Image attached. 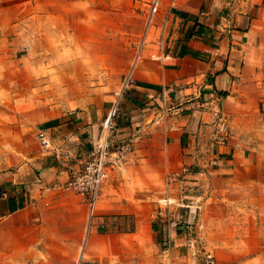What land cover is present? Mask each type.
<instances>
[{"label": "rangeland", "instance_id": "rangeland-1", "mask_svg": "<svg viewBox=\"0 0 264 264\" xmlns=\"http://www.w3.org/2000/svg\"><path fill=\"white\" fill-rule=\"evenodd\" d=\"M155 1L11 0L15 5L0 24V173L42 154L40 125L51 126V141L59 148L63 144L56 140L74 126L72 113L104 119L133 63L156 51L161 32L159 0L152 14ZM224 110L216 107L195 162L166 173L164 184L152 190L150 216L144 206H133L142 220H154L153 236L143 244L154 250L155 264L173 247L179 264H206L208 253L214 264H264V152H257L264 150L258 144L263 114L255 106L244 118L241 111L232 118ZM98 199L89 216L79 198L84 224L75 250L48 253L43 246L42 259L76 264L93 226L108 233L134 228V215H116ZM89 238L94 245L85 247V259L114 264L123 257L121 263L129 264L133 251L101 253L98 245L112 249L114 240Z\"/></svg>", "mask_w": 264, "mask_h": 264}, {"label": "crops", "instance_id": "crops-1", "mask_svg": "<svg viewBox=\"0 0 264 264\" xmlns=\"http://www.w3.org/2000/svg\"><path fill=\"white\" fill-rule=\"evenodd\" d=\"M159 3L160 21L170 11L165 57H151L159 53L154 41L156 51L150 48L134 64V84L122 95L114 132L117 140L131 137L133 150L122 169H112L99 189L101 207L116 215H134L135 225L132 230L109 233L93 226L84 238L89 248L94 245L89 237L113 239L112 249L101 244L98 251L131 250L129 264H155L154 250L143 244L153 236L154 220H142L133 206H144L150 216L152 190L164 184L166 173L195 162L205 148L202 133L208 132L216 107L226 109L232 118L241 111L244 118V111L255 106L264 120V0ZM12 5L11 0H0V24ZM166 85L177 94L161 99L160 89ZM170 105L178 108L176 113H171ZM69 117L73 128L63 131L61 140L56 138L62 147L54 144L51 152L42 150L17 169L0 173V264H58L42 259L43 246L49 253L73 252L79 245L84 204L65 185L80 169L102 121L77 113ZM44 125L50 133L51 126ZM246 125L251 130L250 123ZM258 137L264 139L262 134ZM260 149L257 152H264ZM169 252L162 251L165 259L157 264H179L175 254L180 252L174 247ZM122 258L114 264H124Z\"/></svg>", "mask_w": 264, "mask_h": 264}, {"label": "built area", "instance_id": "built-area-1", "mask_svg": "<svg viewBox=\"0 0 264 264\" xmlns=\"http://www.w3.org/2000/svg\"><path fill=\"white\" fill-rule=\"evenodd\" d=\"M157 3L158 0L155 1V5L152 8V14L157 13L158 11ZM169 16V10H166V12L161 16L159 24L161 35L158 37V40L155 41L159 46V53L151 54V57L154 59L161 60L165 57V41L170 34V28L167 25ZM135 63H133V67ZM133 67L132 71L129 72L121 81L118 90L115 91V99L102 120L96 141L94 142L88 155L84 158L80 169L71 176L65 185L67 189L77 193L80 198L87 203L89 216L92 215L97 206L100 186L106 180L110 169L116 167L119 168L124 162L126 155L133 150L131 137L119 138L118 140L114 137V132L117 126L116 121L121 114L120 100L122 95L134 84ZM176 94L177 92L173 86L166 85L160 89L159 95L161 99H165L167 96H175ZM165 107L166 104L164 103L162 108ZM168 107L171 113L177 112L178 108L176 106L170 105ZM36 138L43 151L51 152L54 149L48 127L44 124L37 128ZM85 247L84 242L81 245V250L79 251L76 264H98L94 260L85 259L83 257L85 255ZM205 262L206 264H214L210 253L206 254Z\"/></svg>", "mask_w": 264, "mask_h": 264}]
</instances>
